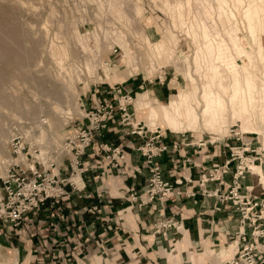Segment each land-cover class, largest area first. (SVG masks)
Returning <instances> with one entry per match:
<instances>
[{"label": "crops", "instance_id": "obj_1", "mask_svg": "<svg viewBox=\"0 0 264 264\" xmlns=\"http://www.w3.org/2000/svg\"><path fill=\"white\" fill-rule=\"evenodd\" d=\"M147 83V91L157 103L166 100L164 88ZM145 86L146 80L131 77L121 89L137 94ZM111 88L94 90L84 97L86 109L92 110L95 96L111 97ZM167 89L171 91L168 86ZM135 99L128 111L134 121L142 122L141 114L134 111V106L141 110ZM128 132L122 130L116 114L107 130L94 139L83 157L84 171L76 182L82 188L81 196L66 186L70 194L56 208L30 215L16 229L0 228V264H218L222 258L214 251L229 250L239 228L238 216L228 207L216 211L217 200L201 195L199 180L206 168L225 163L228 154L224 148L210 140L161 128V141L168 152L155 161L163 180L173 184V192L163 203L156 199L141 206L149 173L136 151L143 140ZM100 144L121 149L125 160L120 174L110 171ZM259 152L264 155L261 148ZM261 168L264 173V164ZM65 169L63 166L58 171L62 177L69 175ZM230 178L226 176L225 181ZM255 180L247 176L243 184L251 185ZM192 193L194 196H190ZM93 206L100 212L90 213ZM165 220L175 222V228L167 230L165 236L155 233V227Z\"/></svg>", "mask_w": 264, "mask_h": 264}, {"label": "rangeland", "instance_id": "obj_2", "mask_svg": "<svg viewBox=\"0 0 264 264\" xmlns=\"http://www.w3.org/2000/svg\"><path fill=\"white\" fill-rule=\"evenodd\" d=\"M184 1L188 9L191 10L193 0ZM169 2H175V0H0V53L3 55L6 53L4 56L7 58L6 64L4 61L0 62V96L7 97L3 98L8 107L0 120L2 132L6 133L5 144L0 146V177L4 176L5 169L12 162L21 161L26 166V170L29 169L32 161L38 162L41 167H48L51 163L63 167L67 155L64 141L81 122L84 112L80 106L84 103V97L92 94L94 90L100 91L113 86L115 89L121 88L127 78L136 77L138 81L146 80V86L137 93L147 91L149 89L147 82L150 80L153 87L164 88L163 91L168 93L165 95L166 100H162L161 104H170L172 96L179 94L182 90L179 87L186 86L189 81L185 80L181 72L178 74L171 65L147 58L145 55L146 44L138 40L137 35L142 31L144 39H149V42L155 45L167 35L171 38L178 37L175 50L182 54H180L181 58L186 55L190 61L195 47L188 33L179 32L174 26L176 21L166 7ZM207 2L214 5L218 14L223 17L224 0H207ZM232 4H236V1H232ZM245 5H248L247 2ZM262 5L264 7V4ZM112 7L117 8L121 12H119L121 16L117 15L118 12ZM196 11L202 12V8L198 7ZM124 16H126L125 19ZM126 18L131 20V23L125 22L129 25L121 21ZM231 23V20L223 19L218 21V26L220 28L227 27ZM262 26L261 34L264 44V23ZM241 28L244 29L243 25ZM243 33L245 34L246 31ZM115 34L117 36L121 34L130 41V49L138 56L135 67L126 66L124 53L118 44L116 45L117 36ZM244 34L240 35V42L244 47H249V40ZM79 36L80 39H77ZM52 45L66 47L67 52L69 51L68 60L64 62L62 68L55 64L51 56ZM85 48L89 50L87 49V51ZM14 57H17L18 60H14ZM86 62L97 65V70L100 67H105L106 64L110 69L107 72L108 79L103 82L97 80V74L88 73L84 66ZM242 62V60L239 61L240 64H243ZM20 63L25 65V68H28L29 64L31 72L21 76L20 74L23 72H20ZM180 63L182 64V62ZM31 75L34 79L36 78V82ZM114 76H117L118 79L114 80ZM159 78L164 81L162 86L158 83ZM172 80L175 81L174 85L171 83ZM197 83H201V81L197 80ZM167 86L171 88V91H168ZM64 88L67 89H65L67 92L64 91ZM52 89L58 92L59 98H63L60 105L64 109L63 112H67L66 115L53 113L52 102L42 94L44 91ZM185 92L189 94L190 89L186 87ZM149 96L153 104L156 103L157 100L150 93ZM134 111L141 114L142 123L150 129L162 128L168 132L183 133L188 137L192 135V138H203V140L212 142L220 141L231 127L242 131L240 124L231 119L225 124L224 131L223 129L211 131L201 128L174 131L161 120L150 121L151 114L147 113L148 109L147 111L137 110L134 106ZM38 120L45 122L43 126L47 127L45 130L48 131V134L47 131L45 133L49 137L47 138L45 134L46 138L43 141L45 140V143L51 145L50 140L53 141L60 135L58 143L60 146L57 144H54L55 147L54 145L48 146L39 139L41 131L36 126ZM262 124L261 126H264V122ZM30 131L31 133H29ZM17 136L22 138V144L25 146V150L19 156L12 154L10 147L12 139ZM263 139V136L258 138L260 144H264ZM258 169L260 173L257 171V174L259 173L258 175L262 178L263 170L260 167Z\"/></svg>", "mask_w": 264, "mask_h": 264}, {"label": "bare ground", "instance_id": "obj_3", "mask_svg": "<svg viewBox=\"0 0 264 264\" xmlns=\"http://www.w3.org/2000/svg\"><path fill=\"white\" fill-rule=\"evenodd\" d=\"M232 1L234 0H224V7L222 8L223 17L218 14L216 7L207 2V0H193V8L191 10L185 5L184 0H175V2H169V4H167L166 7L169 14H171L176 21L174 22V24H176L174 25L176 29L179 30V32L188 33L191 37L192 44L195 48L190 61L187 59L188 57H186V55H183L181 58V53L175 50L178 37L174 36V38H171L167 35L155 45L149 42V39H144L142 31L137 33L138 40L146 44L147 50L145 55L147 58L154 61L157 60L159 63L171 65L177 73L181 72L185 80L187 79L189 81V84H186V86L179 87L182 90L179 94L172 96L169 105H162L157 102L153 104L148 91L136 94V107L140 109L147 107L151 114V120H161L167 127L174 131H184L187 129L198 130L200 128L211 131H221L226 127L225 124L228 120L231 119L233 122H238L240 124L243 133L264 137V126H261L264 122V44L261 34L263 30L262 24L264 23V7L262 5L264 4V0H235L236 4H232ZM246 2L248 4L247 6L245 5ZM198 7L202 8V12L196 11ZM115 9L116 12H118L117 15L121 13L117 8ZM122 11L124 10L122 9ZM119 16H121V14ZM125 17L126 16H124V19ZM127 17L129 18V16ZM128 18L121 21L124 23H131V20H128ZM223 19L231 20L232 23L227 27L220 28L218 26V21ZM241 25H243L244 29L241 28ZM242 30L246 31V33L244 34ZM241 34H244L249 40V47H244L240 42ZM78 38L80 39V36L77 37V39ZM117 44L124 53L127 63L126 66L135 67L138 56L136 52L130 49V41L120 34L116 38V45ZM68 52L66 47L52 45L50 48V53L55 64L57 66L59 65L58 67L61 68L64 62L68 60ZM4 55L0 53V62L4 61L5 63L7 58ZM13 59L18 60L17 57ZM9 60L11 59L9 58ZM241 60L243 64L239 63ZM180 62H182V64ZM92 63L94 64V60ZM20 64V72H23L20 74L21 76L27 74V72H31L29 64V67L27 66L28 68H25V65H22V63ZM93 64H91V62H86L84 64L88 73L92 75L94 72L97 74V80L102 82L106 81L108 79L107 72L110 70L109 67L105 64V67H100L97 70V65ZM32 79L35 81L36 78L34 79L32 76ZM113 79L117 80L118 77L114 76ZM197 80H200L201 83H197ZM171 83L174 85L175 81L172 80ZM186 87L190 89L189 94L185 92ZM65 89L66 88H64V91L67 90ZM57 93L56 90L52 89L49 91L46 90L42 94L46 96L48 101L52 102L51 110L53 113L56 115H66L67 112H63L64 109L62 105H60L63 102V98H59ZM3 97L0 96V120L8 110L4 102L6 96ZM44 123L45 122L42 120H38L36 123V126H38L41 131L39 139L42 141L46 138L45 131H47L45 130L47 127L44 128L43 126ZM29 133H31V131ZM48 137L49 136H47V138ZM59 139L60 135L54 138L53 141L51 139V145L57 144L60 146V144H58ZM5 140L6 133L2 132L0 124V146L5 144ZM43 142L45 143V140ZM253 171L255 174H257V171L260 173L258 167H254ZM261 174L264 179V174ZM214 252L222 259L231 257L232 253L230 249H222L218 252L215 250Z\"/></svg>", "mask_w": 264, "mask_h": 264}, {"label": "built area", "instance_id": "obj_4", "mask_svg": "<svg viewBox=\"0 0 264 264\" xmlns=\"http://www.w3.org/2000/svg\"><path fill=\"white\" fill-rule=\"evenodd\" d=\"M158 82L164 84L160 78ZM113 87L110 89L111 97L95 96L91 100L92 110H87L85 104H81L84 112L81 122L64 141L67 154L64 166L65 172H69L67 177L59 174L62 166L54 163L41 167L38 162L32 161L26 170V166L20 161L12 162L7 167L4 176L0 177L3 191L0 198V228L16 229L30 215L56 208L70 194L66 186L71 187L70 192L81 196L82 188H79L75 180H79L84 171L83 157L92 147L94 139L107 130L110 119L116 114L122 130L143 140L136 151L143 158L149 177L144 189L146 197L140 200V205L149 204L156 199L163 203L172 194L173 184L163 180L162 170L155 161L168 152L167 146L161 141V129H150L144 123L134 121L128 108L133 104L136 93ZM259 137L231 127L220 141L212 142L224 148L228 159L222 166L206 168L199 180L201 195L217 200L216 211L228 207L238 216L239 228L229 244L231 257L220 259L218 264H264V182L253 172L254 167L261 168L264 164V155L259 152L260 148L264 152V144H260ZM10 147L15 156L25 150L20 136L12 139ZM99 149L103 153V159L109 161L110 171L120 174L121 162L125 160L121 149L107 144H100ZM93 152L95 153L94 149ZM228 175L231 176L229 182L225 181ZM247 176L254 177L255 183L244 185L243 180ZM208 185L214 188L211 190ZM190 196H194V193ZM98 197L101 195L98 194ZM135 198V195H130L131 200ZM88 211L100 212L96 206ZM175 224L172 220H165L154 231L165 236V232L175 228Z\"/></svg>", "mask_w": 264, "mask_h": 264}]
</instances>
